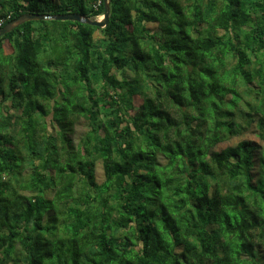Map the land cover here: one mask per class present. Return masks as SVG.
Here are the masks:
<instances>
[{"label": "trees", "instance_id": "1", "mask_svg": "<svg viewBox=\"0 0 264 264\" xmlns=\"http://www.w3.org/2000/svg\"><path fill=\"white\" fill-rule=\"evenodd\" d=\"M67 13L104 0H0V29ZM0 264H264V0L0 36Z\"/></svg>", "mask_w": 264, "mask_h": 264}, {"label": "water", "instance_id": "2", "mask_svg": "<svg viewBox=\"0 0 264 264\" xmlns=\"http://www.w3.org/2000/svg\"><path fill=\"white\" fill-rule=\"evenodd\" d=\"M108 17H109V0H104V13L102 16H100V18L97 19H90L88 17H84L76 13L58 14L52 16H44L38 14H24L10 21L5 26H3L0 29V36L12 31L17 26L32 20L52 19V20H60V21H78L81 23H86L99 28H103L106 26L108 22Z\"/></svg>", "mask_w": 264, "mask_h": 264}, {"label": "rangeland", "instance_id": "3", "mask_svg": "<svg viewBox=\"0 0 264 264\" xmlns=\"http://www.w3.org/2000/svg\"><path fill=\"white\" fill-rule=\"evenodd\" d=\"M97 18H100V17H97ZM97 18H95V19H97ZM6 46H7V44H5V47ZM86 125H87V123L84 121H81L76 125V127H75V130H76L75 138H76V140L79 139L82 136V134L85 132V130L87 128ZM241 138H246L248 140L253 141L254 143H260V139L257 136V132H256L253 124L250 125L249 128L247 127V129L244 130L240 134V137H236V136L232 137L228 143H233L236 140L241 139ZM221 147H222V145H221ZM96 176H97L98 180H101V178L103 176V170L101 167V163H97V165H96Z\"/></svg>", "mask_w": 264, "mask_h": 264}, {"label": "clouds", "instance_id": "4", "mask_svg": "<svg viewBox=\"0 0 264 264\" xmlns=\"http://www.w3.org/2000/svg\"><path fill=\"white\" fill-rule=\"evenodd\" d=\"M100 17V16H99Z\"/></svg>", "mask_w": 264, "mask_h": 264}]
</instances>
